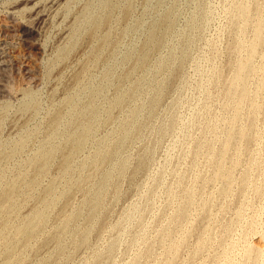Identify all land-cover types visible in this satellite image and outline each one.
I'll return each mask as SVG.
<instances>
[{
    "label": "rangeland",
    "instance_id": "1",
    "mask_svg": "<svg viewBox=\"0 0 264 264\" xmlns=\"http://www.w3.org/2000/svg\"><path fill=\"white\" fill-rule=\"evenodd\" d=\"M127 2L0 0V264H264V0Z\"/></svg>",
    "mask_w": 264,
    "mask_h": 264
},
{
    "label": "bare ground",
    "instance_id": "2",
    "mask_svg": "<svg viewBox=\"0 0 264 264\" xmlns=\"http://www.w3.org/2000/svg\"><path fill=\"white\" fill-rule=\"evenodd\" d=\"M51 1V0H50ZM102 1V0H101ZM250 1V0H249ZM248 2V1H247ZM28 4L30 3V2H27ZM125 4V3H124ZM41 6V5H40ZM100 6V5H99ZM120 6V5H119ZM123 6V5H122ZM132 6H133V0H129V2H127V4H126V6H125V8H124V10H123V17L125 18L128 14H130V11H131V9H132ZM237 6V5H236ZM42 7V6H41ZM40 7V8H41ZM104 7V6H103ZM107 7H109V8H112V5L110 4V3H108L107 4ZM108 8V9H109ZM238 8H239V6H238ZM35 10V9H34ZM88 10V9H87ZM106 11V10H105ZM240 11L242 12V13H247V11H250V9L248 10L246 7H240ZM107 12H108V10H107ZM249 13V12H248ZM102 14V13H101ZM46 15V14H45ZM264 15V14H263ZM41 16V15H40ZM250 16V15H249ZM233 17V16H232ZM97 19V18H96ZM111 18H110V15H108V14H104V16H102V22H109V20H110ZM234 19V18H233ZM230 20H231V15H230ZM97 21V20H96ZM95 21V22H96ZM247 21V20H246ZM36 22V21H35ZM128 22V21H127ZM242 22V21H241ZM240 22V23H241ZM111 23V22H110ZM123 23V22H122ZM239 23V24H240ZM34 24V23H33ZM89 24V23H88ZM112 24V23H111ZM258 25H257V28L256 29H254V30H256V39H255V41L254 42H257L260 38H261V36L263 35V33H264V27H263V24H264V20L263 19H261L260 21H259V23H257ZM242 25V24H241ZM101 27V26H100ZM93 29L94 28H92L91 29V33L93 32ZM239 31H240V29H239ZM244 31H245V29H244ZM243 31V32H244ZM239 33V32H238ZM239 35V34H238ZM238 35H237V37H238ZM89 37V36H88ZM111 37V36H110ZM240 37V36H239ZM241 38V37H240ZM242 39V38H241ZM237 40V39H236ZM109 41V40H108ZM239 46H241V45H239ZM245 46H246V44H245ZM244 49V48H243ZM101 53V52H100ZM248 59V58H247ZM2 60V59H1ZM4 61V60H3ZM5 62V61H4ZM241 65V64H240ZM239 65V66H240ZM260 66V65H259ZM254 68H256V67H254ZM254 70V69H253ZM240 71V70H239ZM212 72V71H211ZM216 72V71H215ZM230 73V72H229ZM252 74H253V72H252ZM217 75V74H216ZM253 77V76H252ZM232 79V78H231ZM234 80V79H233ZM237 80V79H236ZM240 80V75L238 76V81ZM257 80V79H256ZM262 83H263V81H262ZM250 84H251V82H250ZM261 85V84H260ZM249 86V85H248ZM262 86V85H261ZM1 88V87H0ZM232 88V87H231ZM237 88V87H236ZM8 89V88H7ZM4 90V89H3ZM6 92V91H5ZM9 92V91H8ZM234 96V95H233ZM250 96V95H249ZM232 98V97H231ZM226 99H227V96H226ZM230 102V101H229ZM229 102H228V104H229ZM261 102V101H260ZM69 106V105H68ZM239 106V105H238ZM254 108H256V107H254ZM258 109V108H257ZM261 109V108H260ZM240 110V109H239ZM2 113H3V111H1ZM224 113V112H223ZM3 115V114H2ZM227 116V115H226ZM226 116H225V118H226ZM256 116H257V114H256ZM2 118V117H1ZM88 119V118H87ZM260 119V118H259ZM55 120V119H54ZM92 123V122H91ZM242 124V123H241ZM261 124V123H260ZM62 125V124H61ZM216 126V125H215ZM242 126H244V124L242 125ZM217 127V126H216ZM264 127V126H263ZM219 128V127H218ZM51 132V131H50ZM237 132H240L241 133V136H242V138L243 139H248V136L246 135V133H245V131L243 130V127L242 128H240L238 131H234V130H231L229 133H228V136L226 137V139H225V141L223 142V145H222V148H221V154L222 155H224L226 152H227V150H228V148H229V144L231 143V141H232V139H233V137L235 136V134L237 133ZM222 135V134H221ZM68 136V135H67ZM222 137V136H221ZM263 137V136H262ZM62 138V137H61ZM74 138H75V135H74ZM217 138H218V135H217ZM75 140V139H74ZM51 143V142H50ZM74 143V142H73ZM19 144V143H18ZM254 146V145H253ZM57 147V146H56ZM239 147V146H238ZM237 147V148H238ZM220 148V147H219ZM241 149H242V147H241ZM241 149H240V152H241ZM259 149H261V148H259ZM17 150V149H16ZM238 150V149H237ZM12 151V150H11ZM58 151V150H57ZM214 151V150H213ZM51 154H52V152H50ZM54 153V152H53ZM65 153H66V151H65ZM212 153V152H211ZM55 154V153H54ZM252 155V154H251ZM211 156V155H210ZM49 157H51V156H48V159H49ZM213 157V156H212ZM43 158V157H42ZM258 158V157H257ZM47 159V160H48ZM232 159H233V157H232ZM37 160H38V158H37ZM259 162V161H258ZM43 163H41V165H42ZM34 165V164H33ZM46 166V165H45ZM44 166V167H45ZM39 168H41V167H39ZM46 168V167H45ZM44 169V168H43ZM43 169H42V171H43ZM38 170V169H37ZM41 171V170H40ZM262 177V176H261ZM259 181V180H258ZM262 181V180H261ZM258 184V183H257ZM258 186H260L259 184H258ZM257 186V187H258ZM256 190H258V188L256 189ZM262 190V189H261ZM260 190H258V192H259ZM260 192H262V191H260ZM232 193V192H231ZM7 195H8V193H7ZM6 195V196H7ZM190 196V195H189ZM188 199V198H187ZM176 203V202H175ZM184 203V202H183ZM264 202H262L261 203V205L260 206H262V204H263ZM174 204V203H173ZM264 205V204H263ZM178 209V208H177ZM182 209V208H181ZM242 209V208H241ZM261 209V208H260ZM262 210V209H261ZM242 211V210H241ZM244 212V211H243ZM257 212V211H256ZM179 213V212H178ZM177 213V214H178ZM262 213V212H261ZM258 214H260V213H258ZM244 215V214H243ZM263 215V214H262ZM179 216V215H178ZM188 216H190V215H188ZM247 216V215H246ZM256 217H257V213H256V215H255ZM192 217V216H191ZM241 217H242V213H241ZM258 218V217H257ZM175 219H177V218H175ZM238 223H239V221H238ZM190 224V223H189ZM187 226V225H186ZM237 226V225H236ZM263 226V225H262ZM262 226H261V228H262ZM209 227V226H208ZM207 227V228H208ZM250 227H251V225H250ZM253 227V226H252ZM256 227H257V229H258V225H256ZM256 227H254V228H256ZM181 228H182V226H181ZM206 228V229H207ZM210 230V229H209ZM247 230V229H246ZM6 231V230H5ZM208 231V230H207ZM237 231V230H236ZM251 231H252V228H251ZM165 232V231H164ZM246 232V231H245ZM248 232V231H247ZM26 233V232H25ZM166 233H167V230H166ZM203 233H204V231H203ZM243 233V232H242ZM28 233H26V235H27ZM168 235V234H167ZM233 235V234H232ZM244 235V234H243ZM183 237H184V235H183ZM246 237V236H245ZM251 237V236H250ZM190 238V237H189ZM217 238V237H216ZM232 238V237H231ZM184 239V238H183ZM176 240V239H175ZM179 240H181V239H179ZM179 240H178V242H179ZM205 240H206V238H205ZM173 241H174V239H173ZM202 241H204V240H202ZM229 242V241H228ZM227 242V243H228ZM231 242V241H230ZM237 242V241H236ZM245 242V241H244ZM243 242V243H244ZM235 243V242H234ZM232 244V245H235V244ZM249 243V242H248ZM174 244V243H173ZM246 244H244V247H246L245 246ZM174 246V245H173ZM176 247V246H175ZM233 247V246H232ZM248 247V246H247ZM226 249V248H225ZM244 249V248H243ZM168 250V249H167ZM176 250H177V248H176ZM242 250V249H241ZM173 251V250H172ZM168 252V251H167ZM233 252H234V250H233ZM175 253V252H174ZM224 253V252H223ZM242 253H243V250H242ZM176 254V253H175ZM230 254V253H229ZM240 254V253H239ZM264 254V248L263 247H261V246H254V247H251L249 250H248V255L249 256H251V257H253L255 260H257V259H259L262 255ZM174 255V254H173ZM226 255V254H225ZM231 256V255H230ZM236 256V255H235ZM223 257H224V255H223ZM229 257V256H228ZM227 257V258H228ZM169 258V257H168ZM262 258V257H261ZM225 259V258H224ZM228 260V259H227ZM234 260H236L235 259V257H234ZM261 260H263V259H261ZM261 260H260V262H261ZM262 263V262H261ZM162 264V263H161ZM164 264H166V262L164 263ZM168 264H169V262H168ZM229 264V263H228ZM235 264V263H234Z\"/></svg>",
    "mask_w": 264,
    "mask_h": 264
}]
</instances>
